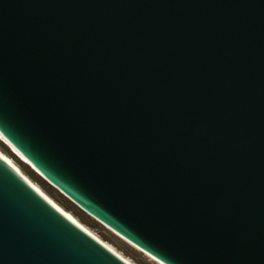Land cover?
I'll use <instances>...</instances> for the list:
<instances>
[{
  "label": "water",
  "instance_id": "water-1",
  "mask_svg": "<svg viewBox=\"0 0 264 264\" xmlns=\"http://www.w3.org/2000/svg\"><path fill=\"white\" fill-rule=\"evenodd\" d=\"M0 135L161 264H264V0H0ZM0 264H128L0 158Z\"/></svg>",
  "mask_w": 264,
  "mask_h": 264
},
{
  "label": "rangeland",
  "instance_id": "rangeland-1",
  "mask_svg": "<svg viewBox=\"0 0 264 264\" xmlns=\"http://www.w3.org/2000/svg\"><path fill=\"white\" fill-rule=\"evenodd\" d=\"M0 153L11 160L21 174L38 187L50 200L69 213L79 224L85 227L99 240L110 246L115 252L120 254L131 264H161L71 203L59 193V191L45 181L43 177L28 162L24 161L1 137ZM66 207L71 208L78 216L74 215L71 211H68Z\"/></svg>",
  "mask_w": 264,
  "mask_h": 264
},
{
  "label": "bare ground",
  "instance_id": "bare-ground-1",
  "mask_svg": "<svg viewBox=\"0 0 264 264\" xmlns=\"http://www.w3.org/2000/svg\"><path fill=\"white\" fill-rule=\"evenodd\" d=\"M0 137L6 141L1 135ZM6 143H8L6 141ZM9 144V143H8ZM9 146L24 160L27 162V160H25L20 154L19 152H17L10 144ZM0 158L2 160H4L8 165H10V167H12L17 173H19L28 183H30V185H32V187H34V189L36 191H38V193H40L45 199H47L56 209H58L64 216H66L68 219H70L72 222H74L75 224H77L79 227H81L84 231H86L87 233H89L92 237H94L97 241H99L102 245H104L106 248H108L110 251H112L113 253H115L118 257H120L121 259H123L126 263L131 264L128 260H126L125 258H123L120 254H118L117 252H115L110 246H108L107 244H105L104 242H102L101 240H99L96 236H94L91 232H89L85 227H83L81 224H79L75 218H73L69 213H67L66 211H64L62 208H60L57 204H55L52 200H50L38 187H36L34 184H32L25 176H23L21 174V172L18 170V168L11 162V160H9L8 158H6L4 155H2L0 153Z\"/></svg>",
  "mask_w": 264,
  "mask_h": 264
},
{
  "label": "trees",
  "instance_id": "trees-1",
  "mask_svg": "<svg viewBox=\"0 0 264 264\" xmlns=\"http://www.w3.org/2000/svg\"><path fill=\"white\" fill-rule=\"evenodd\" d=\"M66 209L68 210V211H71L74 215H76V216H78L71 208H68V207H66ZM81 218V217H80ZM82 219V218H81ZM82 221H83V219H82ZM84 222V221H83ZM117 247V246H116Z\"/></svg>",
  "mask_w": 264,
  "mask_h": 264
}]
</instances>
